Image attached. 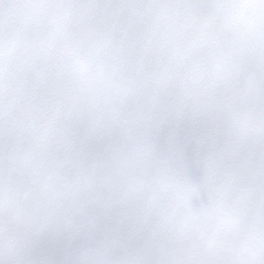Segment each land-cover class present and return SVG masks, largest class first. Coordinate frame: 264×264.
<instances>
[{
  "label": "snow or ice",
  "instance_id": "6c2138e0",
  "mask_svg": "<svg viewBox=\"0 0 264 264\" xmlns=\"http://www.w3.org/2000/svg\"><path fill=\"white\" fill-rule=\"evenodd\" d=\"M0 264H264V0H0Z\"/></svg>",
  "mask_w": 264,
  "mask_h": 264
}]
</instances>
